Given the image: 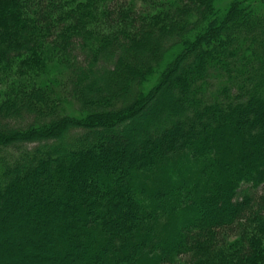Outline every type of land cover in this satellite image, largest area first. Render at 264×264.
Masks as SVG:
<instances>
[{
    "label": "trees",
    "instance_id": "16d2710c",
    "mask_svg": "<svg viewBox=\"0 0 264 264\" xmlns=\"http://www.w3.org/2000/svg\"><path fill=\"white\" fill-rule=\"evenodd\" d=\"M0 264H264V0H0Z\"/></svg>",
    "mask_w": 264,
    "mask_h": 264
},
{
    "label": "rangeland",
    "instance_id": "374dc122",
    "mask_svg": "<svg viewBox=\"0 0 264 264\" xmlns=\"http://www.w3.org/2000/svg\"><path fill=\"white\" fill-rule=\"evenodd\" d=\"M231 1H233V0H219V4L223 5V7H224L225 5L230 3Z\"/></svg>",
    "mask_w": 264,
    "mask_h": 264
}]
</instances>
